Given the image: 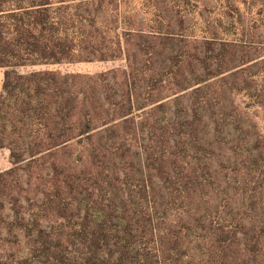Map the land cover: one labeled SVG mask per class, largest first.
<instances>
[{
  "label": "trees",
  "instance_id": "1",
  "mask_svg": "<svg viewBox=\"0 0 264 264\" xmlns=\"http://www.w3.org/2000/svg\"><path fill=\"white\" fill-rule=\"evenodd\" d=\"M182 1L0 0V264H264L263 89L244 108L243 62L190 68L220 48Z\"/></svg>",
  "mask_w": 264,
  "mask_h": 264
},
{
  "label": "rangeland",
  "instance_id": "2",
  "mask_svg": "<svg viewBox=\"0 0 264 264\" xmlns=\"http://www.w3.org/2000/svg\"><path fill=\"white\" fill-rule=\"evenodd\" d=\"M179 1V0H178ZM182 1V0H181ZM198 6L193 8L194 21L200 27L204 24L206 18L212 21L208 37L215 36L217 40L210 44V47L220 48V51L213 53L212 58H207L202 64L197 66H190V68H204L206 63H212L214 61L223 62V66L228 62V65H232L238 61L243 62L237 68L241 69L236 75L239 80L238 83L234 82V78H230L227 85L231 86L236 93L235 102L239 103L241 107L250 108L249 103L256 101V96H252L251 99L244 94L243 80L248 83V87L251 88V92L259 94L260 89L264 94V0H196ZM183 2V1H182ZM230 7L232 11L230 18H225L219 11L223 10L225 6ZM204 6H207L204 9ZM129 7V6H128ZM200 13L206 14L204 17L200 16ZM226 12V10H225ZM150 16V14H149ZM208 16V17H207ZM150 18V17H148ZM232 20L231 24L229 23ZM197 27V28H199ZM199 32V31H198ZM215 33V35H213ZM178 42L165 41V47L173 45L176 47ZM199 50H204V46L201 40L195 43ZM191 45V44H190ZM162 46V45H161ZM163 47V46H162ZM202 56V55H201ZM163 55L159 57L158 63L153 68H166L162 61ZM182 57H178V63L174 68H189L185 60ZM181 60V61H180ZM180 61V62H179ZM124 65L123 60H104V61H90V62H72V63H60V64H42V65H27L14 67L20 73H26L35 70H54L60 73L76 72L85 74H97L102 71H106L112 68L121 67ZM235 65V64H234ZM5 68L0 67V96L2 94V82ZM248 77V78H247ZM246 84V83H245ZM264 96V95H263ZM264 102V101H263ZM248 105V107H246ZM253 109V108H252ZM251 109V110H252ZM253 121L258 123V127L264 122V111L257 109L250 112ZM11 166V159L9 150L0 146V171L6 170ZM3 242L0 240V245ZM11 252H14L15 258L19 256L17 252H22L24 244L16 246L12 243ZM25 250V249H24ZM9 259V258H8ZM7 259V261H9ZM4 258L0 257V261H4ZM12 264H48L45 262H38V260H20L17 262L14 260Z\"/></svg>",
  "mask_w": 264,
  "mask_h": 264
}]
</instances>
